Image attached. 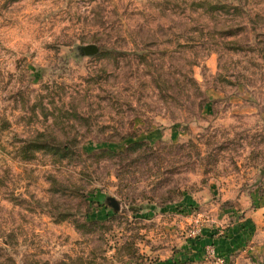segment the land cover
<instances>
[{
    "label": "rangeland",
    "instance_id": "rangeland-1",
    "mask_svg": "<svg viewBox=\"0 0 264 264\" xmlns=\"http://www.w3.org/2000/svg\"><path fill=\"white\" fill-rule=\"evenodd\" d=\"M0 264H264V0H0Z\"/></svg>",
    "mask_w": 264,
    "mask_h": 264
},
{
    "label": "water",
    "instance_id": "water-1",
    "mask_svg": "<svg viewBox=\"0 0 264 264\" xmlns=\"http://www.w3.org/2000/svg\"><path fill=\"white\" fill-rule=\"evenodd\" d=\"M84 51L88 55H94L99 52V48L97 46L90 45V46L85 47ZM110 203L115 210L119 209V203L116 200H111Z\"/></svg>",
    "mask_w": 264,
    "mask_h": 264
},
{
    "label": "trees",
    "instance_id": "trees-1",
    "mask_svg": "<svg viewBox=\"0 0 264 264\" xmlns=\"http://www.w3.org/2000/svg\"><path fill=\"white\" fill-rule=\"evenodd\" d=\"M143 145H145V144H143V143H140V142H137V143H134V144H132L130 147L132 148H136V147H141V146H143ZM59 150V152L61 153V151H67V148L66 147H64L63 149H58ZM108 152H110V151H108ZM110 153H112V152H110Z\"/></svg>",
    "mask_w": 264,
    "mask_h": 264
}]
</instances>
